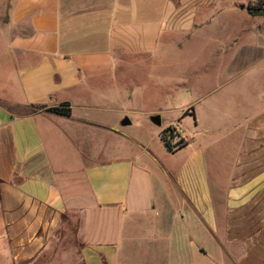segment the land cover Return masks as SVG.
<instances>
[{"label": "crops", "instance_id": "crops-1", "mask_svg": "<svg viewBox=\"0 0 264 264\" xmlns=\"http://www.w3.org/2000/svg\"><path fill=\"white\" fill-rule=\"evenodd\" d=\"M253 1L0 0V264H264V92L240 82L264 62ZM213 24L210 55L240 46L227 66L153 138L123 134L115 57Z\"/></svg>", "mask_w": 264, "mask_h": 264}, {"label": "rangeland", "instance_id": "rangeland-1", "mask_svg": "<svg viewBox=\"0 0 264 264\" xmlns=\"http://www.w3.org/2000/svg\"><path fill=\"white\" fill-rule=\"evenodd\" d=\"M252 3L258 8L260 15H264V11H262L264 0H254ZM232 8L223 10L225 17L246 18L247 13ZM219 16L215 13L211 15L210 20H216ZM203 29L202 31L195 29L189 34L173 32L176 40L170 43L163 41L160 51L155 54L125 57L124 62L121 61V58L115 57L114 78L111 81L112 87L107 89V95L112 100V107L118 111L115 114L121 120L125 118L130 120L129 124L124 125V129L133 133L123 134L153 138L156 133H150V131L159 129L162 125L173 120L177 114L182 113L183 108L188 104L192 87L199 86L205 81L209 83L214 80L215 76L207 75L206 69L227 66L231 56L237 53L240 46L235 45L234 48H231L233 50H228L225 54L219 52L217 56L210 55L218 48V43L211 41L210 38L215 35L216 26L214 24L207 25ZM245 40L248 41L247 38ZM219 49L221 51V48ZM193 70H198V73L190 74ZM170 73L175 76L176 81L173 82L170 92H167L163 87L157 85L163 83L165 81L163 77H168ZM240 82L255 84L257 94L264 92V62L249 70L241 77ZM122 101L124 105H122ZM255 108L257 112L262 110V102L258 100ZM180 109H182L181 112H178ZM153 115H160L162 125L151 121ZM115 142L114 138V145H116ZM153 143L160 149L162 144L160 140L155 138Z\"/></svg>", "mask_w": 264, "mask_h": 264}, {"label": "trees", "instance_id": "trees-1", "mask_svg": "<svg viewBox=\"0 0 264 264\" xmlns=\"http://www.w3.org/2000/svg\"><path fill=\"white\" fill-rule=\"evenodd\" d=\"M248 10L250 13L252 14H260V11L258 10L257 7L253 6V5H249L248 6ZM262 11H264V9H262ZM50 111H54V112H57V113H61V114H64V115H71V107H70V104L68 102L66 103H63L62 105L60 106H56V107H49ZM169 130H171V126L167 127L163 133H162V140L164 141L165 145L167 146V148L169 150H173V146L169 140L168 137H174V134L171 132V133H167Z\"/></svg>", "mask_w": 264, "mask_h": 264}, {"label": "built area", "instance_id": "built-area-1", "mask_svg": "<svg viewBox=\"0 0 264 264\" xmlns=\"http://www.w3.org/2000/svg\"><path fill=\"white\" fill-rule=\"evenodd\" d=\"M173 133L174 137H168L173 147H178L181 145L184 141L187 139V135L184 133V131L181 129L180 125L178 123H174L171 125V130H169L167 133Z\"/></svg>", "mask_w": 264, "mask_h": 264}, {"label": "water", "instance_id": "water-1", "mask_svg": "<svg viewBox=\"0 0 264 264\" xmlns=\"http://www.w3.org/2000/svg\"><path fill=\"white\" fill-rule=\"evenodd\" d=\"M245 5H241V8H244ZM152 121L158 125L161 124V117L160 115H153L151 117ZM124 124H129L130 123V120L128 118H125L124 121H123Z\"/></svg>", "mask_w": 264, "mask_h": 264}]
</instances>
